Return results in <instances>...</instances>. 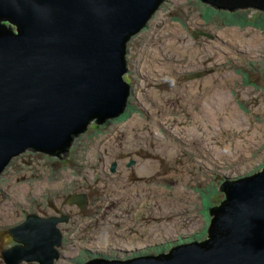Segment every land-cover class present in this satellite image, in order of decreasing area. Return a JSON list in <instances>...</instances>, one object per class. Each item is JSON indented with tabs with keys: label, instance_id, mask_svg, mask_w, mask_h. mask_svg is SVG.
Returning <instances> with one entry per match:
<instances>
[{
	"label": "rangeland",
	"instance_id": "374dc122",
	"mask_svg": "<svg viewBox=\"0 0 264 264\" xmlns=\"http://www.w3.org/2000/svg\"><path fill=\"white\" fill-rule=\"evenodd\" d=\"M207 3L165 0L129 39L125 81L135 90L124 114L91 123L60 159L35 151L12 159L0 176V264L15 245L9 229L31 213L69 216L56 264L205 242L209 213L223 202L219 186L264 169V11ZM224 32L244 42L228 43ZM256 36L263 45L255 50ZM212 76L218 82L208 87ZM79 194L89 198L85 208L69 203Z\"/></svg>",
	"mask_w": 264,
	"mask_h": 264
},
{
	"label": "water",
	"instance_id": "95a60500",
	"mask_svg": "<svg viewBox=\"0 0 264 264\" xmlns=\"http://www.w3.org/2000/svg\"><path fill=\"white\" fill-rule=\"evenodd\" d=\"M165 0H0V176L26 151L69 154L72 137L125 113L135 89L125 81L129 39ZM210 8L264 0H206ZM1 21L6 25L1 24ZM199 76V75H195ZM116 169L113 165L112 171ZM208 241L132 261L85 264H264V169L225 179ZM69 203L85 208L87 195ZM69 216L31 213L9 229L5 264H55Z\"/></svg>",
	"mask_w": 264,
	"mask_h": 264
},
{
	"label": "bare ground",
	"instance_id": "6f19581e",
	"mask_svg": "<svg viewBox=\"0 0 264 264\" xmlns=\"http://www.w3.org/2000/svg\"><path fill=\"white\" fill-rule=\"evenodd\" d=\"M173 33H174V31H173ZM181 34V33H180ZM223 35L224 36H226L228 39H230V40H228V43L230 42L231 43V40L232 41H234L235 42V40L237 39H240L242 42H244L243 41V38L244 37H240L239 36V33H229V32H224L223 33ZM254 36V35H253ZM248 38V37H247ZM251 38V37H250ZM239 40V41H240ZM247 40V39H246ZM263 43V38H261L260 36H256V37H254L253 39H252V45H250L251 47H254V49L256 48V47H258L259 45H261ZM175 44V43H174ZM242 44H244V43H242ZM237 45V44H236ZM263 45V44H262ZM242 47V46H241ZM250 47V48H251ZM182 48H183V46H182ZM184 48H186V47H184ZM248 48V47H247ZM252 49V48H251ZM181 50V49H180ZM187 50V49H186ZM256 50V49H255ZM227 51V50H226ZM253 51V50H252ZM183 52H185V51H183ZM226 54V53H225ZM204 55V54H203ZM202 55V56H203ZM213 55V54H212ZM211 55V56H212ZM208 56V55H207ZM223 56V55H222ZM202 58V57H201ZM203 60V59H202ZM213 60V59H212ZM206 63H208V62H206ZM204 64V63H203ZM210 65V64H209ZM208 66V65H207ZM159 67H157V69H158ZM212 75V74H211ZM209 76V75H208ZM231 77H233L231 74H226V75H223V79H222V82L223 83H225V82H227V80H229V79H231ZM208 78V77H207ZM219 79V78H218ZM218 79L215 77V76H212V77H209L208 79H205V80H207V86L208 87H211L213 84H215L216 82H218ZM233 79V78H232ZM228 83V82H227ZM205 84V85H206ZM219 84V83H218ZM217 85V84H216ZM215 86V85H214ZM206 87V86H205ZM206 92V91H205ZM209 93V92H208ZM213 94V96L214 95H217L218 97H221V99L220 100H224V102H226V103H229L230 104V99H229V96H227L225 93H215L214 91L212 92ZM209 95V94H208ZM210 97H212V96H210ZM221 103H223V102H221ZM214 106V105H213ZM208 108V107H207ZM209 109V108H208ZM211 109V111H210V113H216V110H214V109H212V108H210ZM214 113V114H215ZM213 115V114H212ZM211 115V116H212ZM149 166V164H147V165H145V168H146V170H144L142 173L143 174H145V175H147V174H149V173H151L150 171L152 170V169H150V168H152V167H148ZM142 171V170H141ZM123 192H124V196H130V197H134V194H135V190L136 189H130V188H128L127 186L126 187H124V186H120L119 187ZM141 188H143L144 189V191L147 189V187H146V189L144 188V187H141ZM138 189V188H137ZM179 190V189H178ZM177 190V191H178ZM182 190V189H181ZM137 191V190H136ZM140 191V190H139ZM180 191V190H179ZM141 192V191H140ZM146 192H147V190H146ZM126 193V194H125ZM137 193V192H136ZM177 193V192H176ZM145 194H147V193H145ZM150 194V193H149ZM178 194V193H177ZM74 197V196H73ZM208 241V240H207ZM191 243H196V242H184V243H182V244H180V245H186V244H191ZM197 243H199V242H197ZM205 243V242H204ZM180 245H177V246H180ZM177 246H175V247H177ZM175 247H173V248H175ZM172 248V249H173ZM171 249V250H172ZM170 250V251H171ZM162 255H166V254H162ZM161 256V255H160ZM145 257H151V256H145ZM153 258H154V256H152ZM141 258H143V257H141ZM60 259V258H59ZM135 259H137V258H135ZM95 260H98V259H95ZM104 260H108V261H121V262H123V261H125V260H119V259H104ZM132 260H134V259H132ZM132 260H127V261H132ZM58 261V260H57ZM91 261H94V260H91ZM91 261H89V262H91ZM88 263V262H87ZM55 264H56V262H55Z\"/></svg>",
	"mask_w": 264,
	"mask_h": 264
},
{
	"label": "flooded vegetation",
	"instance_id": "af4514ba",
	"mask_svg": "<svg viewBox=\"0 0 264 264\" xmlns=\"http://www.w3.org/2000/svg\"><path fill=\"white\" fill-rule=\"evenodd\" d=\"M201 1H203V2H208V1H206V0H201ZM163 3V2H162ZM208 3H210V2H208ZM160 7V6H159ZM262 11H264V10H262ZM133 164V163H132ZM209 233H210V227H209V229H208V238H209ZM208 238L206 239V241L208 240ZM205 241V242H206ZM187 242H195V241H187ZM141 252V251H140ZM155 253H149V252H144V253H141V254H134L133 255V257H131V258H128V256H126V258H128V259H126V258H124L123 260H125V261H127V260H132V259H135V258H141V257H145V256H154V257H158V256H160V255H162V254H159V255H154Z\"/></svg>",
	"mask_w": 264,
	"mask_h": 264
},
{
	"label": "trees",
	"instance_id": "16d2710c",
	"mask_svg": "<svg viewBox=\"0 0 264 264\" xmlns=\"http://www.w3.org/2000/svg\"><path fill=\"white\" fill-rule=\"evenodd\" d=\"M207 4H210V3H207ZM236 8H245V7H236ZM236 8H223V9H229V10H235ZM1 24H3V25H6V23L5 22H3V21H1ZM93 124H94V126L96 125V120L93 122ZM97 128V127H96ZM74 137H72V139H73ZM58 154L61 156V155H63L64 153L63 152H58ZM214 208H216V207H214ZM213 211V209L211 210V212ZM213 215V214H212ZM10 237V236H9ZM10 241H12L11 239H10ZM87 262H89V260L87 261Z\"/></svg>",
	"mask_w": 264,
	"mask_h": 264
}]
</instances>
